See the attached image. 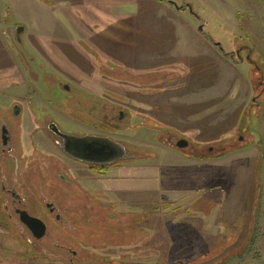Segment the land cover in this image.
Listing matches in <instances>:
<instances>
[{"label": "rangeland", "instance_id": "1", "mask_svg": "<svg viewBox=\"0 0 264 264\" xmlns=\"http://www.w3.org/2000/svg\"><path fill=\"white\" fill-rule=\"evenodd\" d=\"M173 1L200 19L167 0H0V116L20 124L25 146L30 110H5L30 83L36 107L55 105L63 92L50 72L129 116L115 137L133 155L96 177L117 220L80 225L102 253L79 263L264 264L262 241L244 240L264 234V0ZM239 47L249 58L231 56ZM172 135L198 156L171 147ZM126 217L130 236L113 231L130 226ZM14 236L0 235L2 264H56Z\"/></svg>", "mask_w": 264, "mask_h": 264}, {"label": "flooded vegetation", "instance_id": "2", "mask_svg": "<svg viewBox=\"0 0 264 264\" xmlns=\"http://www.w3.org/2000/svg\"><path fill=\"white\" fill-rule=\"evenodd\" d=\"M185 8L187 6H181L180 9ZM242 52L244 57L249 58L247 50L240 47L233 56L241 58ZM30 60L34 61V57L31 56ZM46 75L50 76V83L56 84L63 92L57 97L55 105L48 107L44 100L47 110L36 107L34 98L37 91L30 83L26 86L25 96L17 98L8 110L4 109L9 118L21 116L24 104L30 110L34 127L26 137V146L23 142V132L17 131L20 124L18 123L19 127L16 129L15 122H7L5 116H0V224L5 223L9 227L6 231L0 228V235L11 238L15 235L16 239L24 241L36 252L52 256L55 254L53 252H56V255L63 258L65 253L68 263L83 264L77 262V259L85 261L89 254L93 255L95 249L100 247L95 243L86 244L87 237H92L93 232H83L82 226L91 223L90 220L102 226L106 221L110 223L114 219L117 220L115 212L103 204L108 199L96 185L102 182L96 177L107 173L108 168L116 162L130 157L115 159L111 163H88L74 157L67 150H84L85 146L78 138L87 136L106 137L124 146L122 141L125 144L128 141L115 136L120 123L129 116L127 111L115 104L104 102L96 93L56 79L52 72ZM38 109L43 110L44 115L38 116ZM55 113L64 117L55 116ZM61 123H67L72 129L63 128ZM2 125L4 132L1 135ZM130 127L126 126L124 135L134 134L128 132ZM172 137L175 139L171 147L188 155L196 154L192 153L193 151H200L199 146L187 138L175 135ZM124 148L128 156L133 155L125 146ZM208 149L207 147L206 150ZM91 174H95V177H91ZM111 190L117 194L116 190ZM102 209H106L104 217L94 216ZM125 215L129 216L128 212ZM29 217L40 219L45 224L44 230L41 232L40 224L28 220ZM124 219L130 221V226L121 231L119 228L113 231L119 235L130 236L133 230L132 218ZM142 220L147 221L148 218ZM26 221H31L32 226L29 227ZM76 241L84 242V246L90 248L82 246L79 249L76 247ZM80 246L78 244V247Z\"/></svg>", "mask_w": 264, "mask_h": 264}, {"label": "water", "instance_id": "3", "mask_svg": "<svg viewBox=\"0 0 264 264\" xmlns=\"http://www.w3.org/2000/svg\"><path fill=\"white\" fill-rule=\"evenodd\" d=\"M168 3L172 4L177 10H181V6H187L189 12L194 15L195 17L199 18L198 15L193 11V8L190 4L188 3H183L180 6L176 4L175 1L173 0H167ZM200 19V18H199ZM197 29L204 33V35L210 40L212 41L215 46L219 47L222 51H224L222 44L219 41H214L212 37H210L207 33L203 32V24L201 22V24H199L197 26ZM23 30L22 26L17 27L16 29V38L19 39L20 38V31ZM233 56V55H231ZM1 135L4 132V127L2 125L1 127ZM69 136V135H67ZM78 141H80L84 146L85 149L77 152L74 151H68V153H70L71 155H73L74 157L81 159L83 161H86L88 163H111L113 162L115 159H125L127 157H129L126 153V150L124 148V146L117 142V141H112L106 137H79ZM92 146V148L90 147ZM179 146V145H178ZM180 147V146H179ZM90 149H92V151H90ZM208 150H211L210 148ZM196 155V154H194ZM28 220L37 222L38 224H40V228L42 229L41 232L44 230L45 228V224L38 218L35 217H29ZM31 221H26V224L31 227Z\"/></svg>", "mask_w": 264, "mask_h": 264}, {"label": "crops", "instance_id": "4", "mask_svg": "<svg viewBox=\"0 0 264 264\" xmlns=\"http://www.w3.org/2000/svg\"><path fill=\"white\" fill-rule=\"evenodd\" d=\"M259 157V156H258ZM170 201H172V200H170ZM256 208H257V206H256ZM249 224V230H251V228L253 227H256L257 226V220L255 221L254 220V218L251 220L250 219V222L248 223ZM253 225V226H252ZM260 225V222H259V224H258V226ZM251 226V227H250ZM252 239L253 240H255L256 241V239H259V241H262V242H260V244H258L259 245V247L260 248H258V250H260L261 251V253L263 254L264 253V234H248V236L246 235L245 236V242L248 244L250 241H252ZM245 242H244V244H245ZM132 245V246H131ZM246 245V244H245ZM115 245H113V246H111L110 245V247H114ZM117 246H124V245H116V247ZM126 247H128L127 249L128 250H132V252H134L133 250H134V248L133 247H135V245H133V244H129V242H128V245H126ZM258 247V246H257ZM97 248V247H96ZM96 251L98 250V249H95ZM95 251V252H96ZM99 252L101 251V250H98ZM1 252V251H0ZM35 252V251H34ZM31 253H33V252H31ZM38 253H40V252H38ZM53 253H55L54 254V256H52V255H45V254H42V253H40L41 255H43V256H50L53 260L52 261H54V263H56V264H72V263H68V262H66V261H64L63 259H62V257H59L58 255H56V252H53ZM100 253H102V252H100ZM263 256V255H262ZM80 261H83V260H80ZM85 262H83V264H84ZM0 264H2V261L0 260Z\"/></svg>", "mask_w": 264, "mask_h": 264}, {"label": "trees", "instance_id": "5", "mask_svg": "<svg viewBox=\"0 0 264 264\" xmlns=\"http://www.w3.org/2000/svg\"><path fill=\"white\" fill-rule=\"evenodd\" d=\"M162 1H164V0H162ZM253 82H255V81H253ZM221 154H223V153H221ZM195 156H198L197 154L195 155ZM199 157H201V155H199ZM205 157V156H204ZM253 219V218H252Z\"/></svg>", "mask_w": 264, "mask_h": 264}]
</instances>
